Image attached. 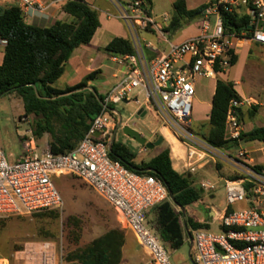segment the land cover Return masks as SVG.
<instances>
[{"label":"built area","instance_id":"2783aa9c","mask_svg":"<svg viewBox=\"0 0 264 264\" xmlns=\"http://www.w3.org/2000/svg\"><path fill=\"white\" fill-rule=\"evenodd\" d=\"M74 1L77 0L51 3ZM206 5L198 19L196 36L170 45L165 54L147 59L142 48L150 44H142L139 32L161 33L162 29L154 22L144 0L119 4L116 18L126 28L134 52L110 57L118 67L115 82L102 96L98 114L73 150L56 155L47 144L39 150L28 130L20 139L19 158L8 162L0 153V218L60 208L62 200L53 178L72 176L114 211L119 225L133 235L152 264H172L146 223L148 212L169 199L168 191L159 179L129 170L109 157L117 123L112 107L133 102L146 114L150 112L158 117L162 129L168 130L185 149L179 160L181 170L188 174L204 167L208 160L228 159L193 131L195 84L199 78H214L216 70L226 71L231 54L235 55L241 43L249 41L264 46V0H208ZM50 6L41 0H19L23 15L29 11L43 13ZM241 9L249 17L250 31L240 34L228 31L223 25V14ZM139 96L143 97L142 102ZM240 104L237 100L229 103L224 124L227 140L239 138L240 125L234 110ZM244 155L238 152L236 158ZM238 167L242 171L236 179L223 181L227 207L220 213L214 212L212 221L218 224V231L198 229L189 234L194 264H264V168ZM198 186L206 193L214 189L208 182ZM239 203L247 206L232 209ZM17 256L16 260L23 264H62L47 243L27 245Z\"/></svg>","mask_w":264,"mask_h":264},{"label":"trees","instance_id":"16d2710c","mask_svg":"<svg viewBox=\"0 0 264 264\" xmlns=\"http://www.w3.org/2000/svg\"><path fill=\"white\" fill-rule=\"evenodd\" d=\"M144 3L151 9V0H144ZM206 8V4H201L195 9H188L185 0H175L170 23L163 30L178 31L199 19ZM62 10L72 18L71 22L57 21L50 27L40 28L26 24L18 7L0 9V40L5 42L0 65V98L11 93L20 97L24 110L20 120L32 117L30 130L33 138L39 140L48 135V148L56 155L68 153L77 146L89 123L98 114L103 99L95 87L88 85L96 79L99 71L89 73L72 87H54L73 51L88 45L99 28L97 13L83 0L64 3ZM239 11L223 14V25L236 34L248 33L249 17ZM103 51L110 56L126 55L133 53L134 48L130 40L113 38ZM229 61L230 67L234 66L237 56L231 54ZM225 72L216 70V76ZM232 100H240L234 84L217 78L208 128L200 135L195 132L197 137L219 151L236 148L241 140L264 142V126L246 134L240 133L238 140L225 139V118ZM234 113L239 120L240 110L235 109ZM109 157L129 170L137 169L136 173L159 179L166 187L169 199L153 208L157 231L172 249L179 248L182 245L183 224L181 213L176 209H185L199 202L204 194L199 186L193 184L191 174L182 175L173 169L168 148L162 149L147 162L135 163V155L124 144L114 141ZM184 225L189 234L198 229H209L206 222L199 223L190 218L184 219ZM123 244V232L110 230L84 248L69 253L64 264H120Z\"/></svg>","mask_w":264,"mask_h":264},{"label":"rangeland","instance_id":"374dc122","mask_svg":"<svg viewBox=\"0 0 264 264\" xmlns=\"http://www.w3.org/2000/svg\"><path fill=\"white\" fill-rule=\"evenodd\" d=\"M174 1L151 0L150 9V13L152 10L151 16L154 22L162 29L161 33L170 38L174 35V32H166L163 27L170 23ZM202 1L204 0H187L188 7L194 8ZM197 23V20H193L184 25L176 32L175 36L180 37L191 33V30L197 27ZM159 36L158 31H153L152 35L148 36L139 34L140 39L144 40L142 44L147 41L158 43L157 39ZM254 49H257L255 55L251 53L245 62L243 54H240L238 62L234 66L229 67L224 75L221 76L223 81L227 79L231 81L238 80L240 83L235 89L243 97H247L249 94L257 97L256 92H264V49ZM104 63L108 67V69H104V76L97 77L93 81V86L98 94L102 96L111 88V74L118 68L108 60H105ZM208 82L209 80H204L198 86L193 99L192 128L199 135L205 133L208 128L209 112L206 111V106L202 103L207 101L209 96ZM138 100L142 102L143 97L139 96ZM138 109L139 106L133 102L121 103L112 107V110L120 115L122 119L121 125L127 123L129 127L135 128L148 141H154L158 135L162 134V122L150 112H147L144 117L138 116ZM23 114V104L16 93L0 98V153L4 155L8 162H13L20 157L22 153L20 139L30 130L32 117L20 120ZM115 120H117V116ZM259 122L263 125L264 118L258 117L256 119L257 125H259ZM34 141L37 148L42 150L48 143L49 136L44 135L41 139ZM115 141L124 144L135 155L136 163L140 161L147 162L157 150L168 148L166 141H164L160 147L140 152L141 146L124 136L121 128L115 132ZM174 142L177 143L176 141ZM183 150L185 151V149ZM219 158L223 160L221 156ZM215 160V162L208 160L204 167L191 174L194 185L197 186L200 182H208L214 186L212 191L213 199H209V193L204 192L200 202L184 209V219L190 218L196 222L200 220L203 222L208 221L210 230L216 232L218 231V224L212 223L206 211L214 209L220 213L227 207L223 184V178L227 173V165L224 161ZM257 164L252 165L250 168L261 167L260 170L264 168V165ZM177 170L182 175L188 174L179 168ZM53 183L62 200L60 208L31 215L0 218V264H23L22 261L16 260L17 254L22 252L27 245L38 243L50 244L57 259L64 264V259L69 253L84 248L91 241L103 236L108 231L118 229L123 233L126 232L119 225L114 211L80 180L72 176H59L53 178ZM241 206L236 204L233 209L239 210ZM176 210L178 211V209ZM181 220L183 224L182 216ZM146 223L163 246L172 264H193L191 259L193 251L189 252L188 230L182 226V245L177 249H172L158 234L154 209L148 212ZM77 237L78 240L76 241ZM122 254L121 264H152L148 255L137 246L135 239L130 233L126 237Z\"/></svg>","mask_w":264,"mask_h":264},{"label":"crops","instance_id":"0c3cea01","mask_svg":"<svg viewBox=\"0 0 264 264\" xmlns=\"http://www.w3.org/2000/svg\"><path fill=\"white\" fill-rule=\"evenodd\" d=\"M41 1L44 4L51 5V6L43 13H38L36 11H29L28 14L24 15V21L26 24L33 25V26L40 27V28H47V27L52 26L57 21L65 22V23L71 22L72 18L62 10L63 3L57 2V3L52 4L51 3L52 0H41ZM83 1L97 13L99 28L95 31L94 36L88 45L80 46L73 51L71 57L69 58L65 66L63 75L54 85V87L57 89H64L65 87H72L78 84L85 76H87L89 73L93 71H99V74L97 77H100V76L103 77L104 69H108V67L104 63L105 60H108L110 61V63L114 64L110 59L111 56L105 53L103 51V48H105L113 38H123L125 40H129V34L126 28L116 18V15L118 13L119 4H124L130 0H83ZM207 1L208 0L202 1L201 3L196 5L194 8L188 7L187 0H185V3L188 9H195L201 4H206ZM9 7L19 8V0H0V9H5ZM239 12L241 14L246 15L245 9H241ZM151 15H152V10H151ZM167 26H164L163 29H165ZM176 32H174V35L171 36V38L165 36L162 33H159L160 36L157 39L158 43L157 42L153 43L152 41H147L146 43H144V45L147 43L150 44V47L142 48L143 53L146 56V58L153 59L161 54H165L170 49L169 48L170 45L179 44L198 34L197 27L191 30V33L180 36V37L175 36ZM152 33L153 31L151 30L139 32V34L141 35L143 34L145 36L152 35ZM142 41L144 42V40ZM4 46H5V42L0 40V65L3 60ZM254 48L264 49V46H261L259 44L252 43L249 41H245L241 43L240 48H237L235 50V55L237 56V62L239 60L240 54L241 55L243 54L245 62L248 60L251 53L255 55L256 53L255 51L257 49L255 50ZM116 71L117 69H115L114 72L111 74V79H112L111 86L115 82ZM221 76L222 75H218V76H215L214 78H209V79L199 78L196 80L195 93H196L198 86H200V84L203 83L204 80H209V82L207 83V87L209 88L208 89L209 96H208L207 101L202 102L205 104L206 111L209 112V114L211 110V100L214 94L216 79L219 78L221 81H223L221 79ZM93 81H90L88 85L93 86ZM223 82L233 83L234 88L240 83L238 80L231 81L229 79ZM255 94H257L256 95L257 97L251 94L247 95V97H243V95L238 93V95L240 96L239 102L241 103L239 108H237L240 110V119L238 120V123L240 125V133L242 134H246L255 128H260L264 126V124L261 125L262 123L260 122L258 123L259 125H257L256 123V119L258 117L264 118V114H263L264 113L263 112L264 92L263 93L256 92ZM140 109L141 108H139L138 110ZM140 115H142V112L140 113ZM208 118H209V115H208ZM124 125L129 126L127 123H124ZM132 129L135 130V128H132ZM161 136L163 137L164 141H166V146L168 147L170 151V159H171L172 167L175 171L178 172L177 169L178 168L181 169L179 159L183 158L184 150L182 149L181 145L177 142V140L170 134V132H168V130L162 129ZM174 141H176L177 143H175ZM144 150H145L144 147H141L139 151L142 152ZM160 151L161 149L157 150V152H155V154L151 158L157 155ZM238 152H243L245 154L244 158H241V159L236 158ZM222 153L228 158L227 160H224V163H226L227 165V173L225 177L223 178V181L227 179H231L233 176H238L239 171L240 170L242 171V168L238 166L251 167L252 165L257 164V163H258L257 165H262V166L264 165V142H257V141L244 142L243 140H241L239 142V145L236 148L222 150ZM213 197H214L213 193L212 191H210L208 198L213 199ZM239 204L242 205L240 209L245 208L247 206L246 203H239ZM233 208L234 206L232 207V209ZM214 212L218 213L214 209H209L206 211V214L208 215V218L211 221H213ZM198 222L204 223L201 220ZM206 223L209 225L208 221ZM183 227L185 228L184 221H183ZM128 233L130 232L127 230L125 233H123L124 235L123 247L125 245V240H126ZM131 236L133 237L132 234ZM123 247H122V250H123ZM121 263H122V260H121Z\"/></svg>","mask_w":264,"mask_h":264},{"label":"water","instance_id":"95a60500","mask_svg":"<svg viewBox=\"0 0 264 264\" xmlns=\"http://www.w3.org/2000/svg\"><path fill=\"white\" fill-rule=\"evenodd\" d=\"M141 112H142V115H140ZM114 113L117 116V123H116V126H115V130L113 132V136L111 138L110 146L115 141V132L119 128H121L122 133H123L124 136H126L127 138H129L131 141L137 143L141 147H144L145 150H152L154 148L160 147L163 144L164 139H163V137L161 135L158 136L154 141H148L146 138H144L136 130H134V129L130 128L129 126H126V125L122 126L121 125L122 119H121L120 115L116 111H114ZM145 114L146 113H145V111L143 109H140L137 112V115L140 116V117H144ZM109 150H110V148H109ZM133 170L137 171V169H133ZM146 171H150V170H145V172ZM168 194L170 195V193H168ZM177 208L179 209V212L181 213V216L183 217V221H184V217H185L184 208L183 207H177ZM189 243H190L189 252H191V239H190V236H189Z\"/></svg>","mask_w":264,"mask_h":264},{"label":"bare ground","instance_id":"6f19581e","mask_svg":"<svg viewBox=\"0 0 264 264\" xmlns=\"http://www.w3.org/2000/svg\"><path fill=\"white\" fill-rule=\"evenodd\" d=\"M184 149V148H183Z\"/></svg>","mask_w":264,"mask_h":264}]
</instances>
